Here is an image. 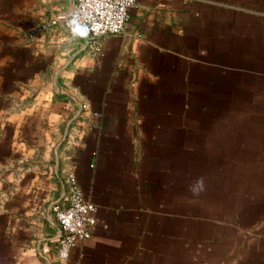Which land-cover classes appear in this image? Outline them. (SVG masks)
Masks as SVG:
<instances>
[{
    "label": "crops",
    "instance_id": "0c3cea01",
    "mask_svg": "<svg viewBox=\"0 0 264 264\" xmlns=\"http://www.w3.org/2000/svg\"><path fill=\"white\" fill-rule=\"evenodd\" d=\"M0 0V264H264V0ZM98 221L59 261L63 178Z\"/></svg>",
    "mask_w": 264,
    "mask_h": 264
},
{
    "label": "built area",
    "instance_id": "2783aa9c",
    "mask_svg": "<svg viewBox=\"0 0 264 264\" xmlns=\"http://www.w3.org/2000/svg\"><path fill=\"white\" fill-rule=\"evenodd\" d=\"M136 0H72L69 9L56 12L45 21L36 24L28 33V39L45 33L60 21L85 34L84 45L95 49L101 38L122 34L129 18V10ZM64 193L59 205L52 207L59 231L54 238L59 261L67 258L71 247L90 238L98 221L96 207L85 200L73 174L63 178Z\"/></svg>",
    "mask_w": 264,
    "mask_h": 264
}]
</instances>
